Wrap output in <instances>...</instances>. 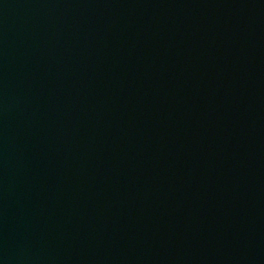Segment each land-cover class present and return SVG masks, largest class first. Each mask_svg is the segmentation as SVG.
Listing matches in <instances>:
<instances>
[{
  "label": "water",
  "instance_id": "water-1",
  "mask_svg": "<svg viewBox=\"0 0 264 264\" xmlns=\"http://www.w3.org/2000/svg\"><path fill=\"white\" fill-rule=\"evenodd\" d=\"M0 264H264V0H0Z\"/></svg>",
  "mask_w": 264,
  "mask_h": 264
}]
</instances>
